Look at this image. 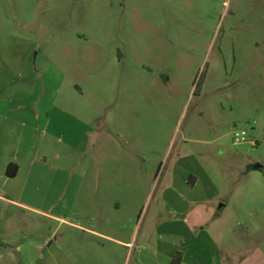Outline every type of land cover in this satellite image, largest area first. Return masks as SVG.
Listing matches in <instances>:
<instances>
[{
  "label": "rangeland",
  "instance_id": "obj_1",
  "mask_svg": "<svg viewBox=\"0 0 264 264\" xmlns=\"http://www.w3.org/2000/svg\"><path fill=\"white\" fill-rule=\"evenodd\" d=\"M1 69L30 89L38 150L30 208L0 200V264H121L73 225L143 229L183 151L221 188L227 264H264V0H0Z\"/></svg>",
  "mask_w": 264,
  "mask_h": 264
},
{
  "label": "crops",
  "instance_id": "obj_2",
  "mask_svg": "<svg viewBox=\"0 0 264 264\" xmlns=\"http://www.w3.org/2000/svg\"><path fill=\"white\" fill-rule=\"evenodd\" d=\"M7 72L11 71L0 70V200L20 207L26 206L21 197L34 177L37 164L38 111L35 102L32 105L31 97L28 98L30 89L28 94L25 89L26 95H23V86L14 82L17 75H12L11 80L4 79ZM21 73L19 70L18 77ZM153 187L155 205L147 215V223L143 229L138 223L131 228L128 239L122 238L128 229L124 224L115 223L113 229L107 230L95 229L93 223L72 225L111 240L112 253L122 259L121 264H170L177 252L181 254L180 264H227L226 251L207 225L222 223L217 215H222L223 205H218L221 188L206 164L197 155L183 151L169 166L160 164L154 173ZM131 189L134 194V186ZM104 220L110 228L112 223L108 217ZM64 257L66 264H78L70 255L64 253Z\"/></svg>",
  "mask_w": 264,
  "mask_h": 264
},
{
  "label": "built area",
  "instance_id": "obj_3",
  "mask_svg": "<svg viewBox=\"0 0 264 264\" xmlns=\"http://www.w3.org/2000/svg\"><path fill=\"white\" fill-rule=\"evenodd\" d=\"M246 133L245 131L235 133V143H239L245 140Z\"/></svg>",
  "mask_w": 264,
  "mask_h": 264
},
{
  "label": "trees",
  "instance_id": "obj_4",
  "mask_svg": "<svg viewBox=\"0 0 264 264\" xmlns=\"http://www.w3.org/2000/svg\"><path fill=\"white\" fill-rule=\"evenodd\" d=\"M181 261V254L179 252H177L173 258L171 259L170 264H180Z\"/></svg>",
  "mask_w": 264,
  "mask_h": 264
},
{
  "label": "water",
  "instance_id": "obj_5",
  "mask_svg": "<svg viewBox=\"0 0 264 264\" xmlns=\"http://www.w3.org/2000/svg\"><path fill=\"white\" fill-rule=\"evenodd\" d=\"M260 166H261L260 164H256V165H255L256 168H259Z\"/></svg>",
  "mask_w": 264,
  "mask_h": 264
}]
</instances>
